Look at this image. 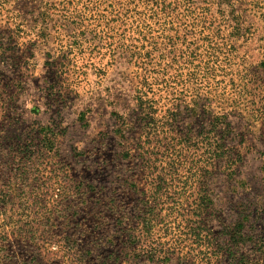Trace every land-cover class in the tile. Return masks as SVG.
Masks as SVG:
<instances>
[{"label":"rangeland","instance_id":"1","mask_svg":"<svg viewBox=\"0 0 264 264\" xmlns=\"http://www.w3.org/2000/svg\"><path fill=\"white\" fill-rule=\"evenodd\" d=\"M0 264H264V0H0Z\"/></svg>","mask_w":264,"mask_h":264}]
</instances>
